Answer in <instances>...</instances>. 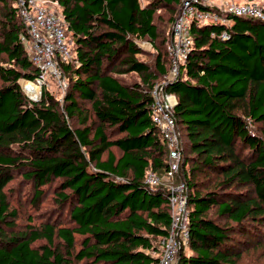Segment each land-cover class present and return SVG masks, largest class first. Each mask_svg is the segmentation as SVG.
<instances>
[{
  "label": "trees",
  "instance_id": "trees-1",
  "mask_svg": "<svg viewBox=\"0 0 264 264\" xmlns=\"http://www.w3.org/2000/svg\"><path fill=\"white\" fill-rule=\"evenodd\" d=\"M0 1V222L16 215L5 189L15 172L33 182V201L61 178L55 200L68 215L0 230V264H157L172 216L167 187L144 182L148 170L165 171L167 157L148 110L154 79L170 67L155 14H171L167 43L182 0H57L72 40L71 59L60 62L70 77L62 106L45 89L39 99L23 94L18 80L39 69L18 0ZM228 18L191 22L190 51L163 84L176 96L189 219V252L176 264H264L243 257L248 239L264 233V18ZM144 39L156 73L137 57ZM131 72L139 83L120 78Z\"/></svg>",
  "mask_w": 264,
  "mask_h": 264
},
{
  "label": "built area",
  "instance_id": "built-area-1",
  "mask_svg": "<svg viewBox=\"0 0 264 264\" xmlns=\"http://www.w3.org/2000/svg\"><path fill=\"white\" fill-rule=\"evenodd\" d=\"M47 1L49 0L17 1L18 12L28 35L26 43L29 59L39 69V75L33 80L24 79L23 86L25 89L26 82L34 83L38 87L37 97L43 85L49 82L60 83V62L72 57V40L67 33L66 23L61 14L48 7ZM228 15L264 18V9L252 2H231L218 6L215 0H182L166 46L170 62L168 80L177 76L179 65L190 51L191 22L227 25L230 23ZM220 35L226 37V30ZM165 82L152 89L148 110L153 124L166 144V169L160 175L148 170L144 182L151 186L161 184L167 187L172 221L157 264H176L179 251L188 246L189 219L185 185L182 181L174 182L181 160L179 132L172 114L176 96L164 90Z\"/></svg>",
  "mask_w": 264,
  "mask_h": 264
},
{
  "label": "rangeland",
  "instance_id": "rangeland-1",
  "mask_svg": "<svg viewBox=\"0 0 264 264\" xmlns=\"http://www.w3.org/2000/svg\"><path fill=\"white\" fill-rule=\"evenodd\" d=\"M141 4H144L147 0H139ZM7 2L12 6L14 5V0H7ZM216 4L219 6L225 3H243V2H252L264 9V0H215ZM48 7L56 11L60 14V7L57 3V0H49L47 1ZM0 10H1V1H0ZM177 12L174 14L176 15ZM171 14L163 9L162 7H158L156 14H155V22L158 25L159 29V39L158 43H160L161 39L166 38L168 36V30L170 28V24L168 22V18ZM166 40L162 43V49L166 51ZM137 43L141 49L137 57L139 59L145 60L151 64V70L154 71L153 58L155 56V49L154 46L152 47L151 43L147 40H137ZM167 53V52H166ZM73 64L76 63L75 60L72 61ZM170 67L169 71L166 75H157L154 79V86H159L163 82L170 79ZM120 78L127 83H134L140 82V77L134 73H127L121 74ZM69 74L67 71L62 72V78L60 83L56 82H49L41 87L40 94L37 97L38 99L41 97L42 90L45 89L52 97L59 102V104L63 105V97L65 96L66 92L69 90ZM27 80V79H26ZM24 79L20 78L18 80L21 90L24 95L28 96L24 90ZM0 85H2V81L0 79ZM83 104H86L83 102ZM69 125L72 127H79L81 126L77 119L71 118L68 120ZM251 123V131L255 132L256 134L260 135V123L250 122ZM185 145V144H184ZM184 156H191L192 152L190 151L189 144L183 146ZM186 170V169H185ZM197 176V175H196ZM180 172L176 175V180L174 178V182H178L180 180ZM204 177L203 175H198L197 179L202 180ZM61 178L54 177L50 181L46 182L44 185L41 186L44 192L40 198L33 201L32 195L34 192V185L33 182L29 181L22 177L19 172H15L13 174L12 179L7 183L5 186L6 192L8 194L10 200V207L15 209L16 215L10 216L7 218V221L2 223L0 222V230L3 232L2 236L8 235L10 233L16 234L21 233L27 229V227L31 224H37L42 221H46V219L55 220L58 223L64 224L67 223V212L66 208L63 206H59L58 202L55 200L58 190H59V181ZM204 182H201L200 185L203 186ZM249 191V190H248ZM262 221H260L261 223ZM264 223V221H263ZM260 226L264 229V225ZM255 237L259 240L258 243L255 239H248L247 246H243L245 249L243 250V257L245 260H256L258 262L264 263V233L255 235ZM247 239V237H242ZM253 238V237H252ZM184 253H188L189 249H183Z\"/></svg>",
  "mask_w": 264,
  "mask_h": 264
},
{
  "label": "bare ground",
  "instance_id": "bare-ground-1",
  "mask_svg": "<svg viewBox=\"0 0 264 264\" xmlns=\"http://www.w3.org/2000/svg\"><path fill=\"white\" fill-rule=\"evenodd\" d=\"M25 92L30 96L31 98L36 99L38 95V87L32 83V82H26Z\"/></svg>",
  "mask_w": 264,
  "mask_h": 264
}]
</instances>
